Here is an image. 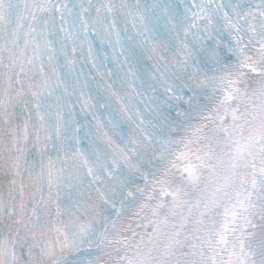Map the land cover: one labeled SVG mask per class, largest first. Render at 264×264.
Instances as JSON below:
<instances>
[{
    "label": "snow or ice",
    "instance_id": "obj_1",
    "mask_svg": "<svg viewBox=\"0 0 264 264\" xmlns=\"http://www.w3.org/2000/svg\"><path fill=\"white\" fill-rule=\"evenodd\" d=\"M0 264H264V0H0Z\"/></svg>",
    "mask_w": 264,
    "mask_h": 264
}]
</instances>
